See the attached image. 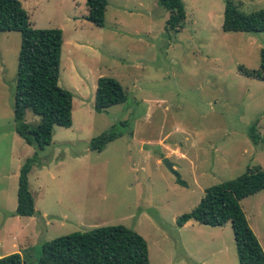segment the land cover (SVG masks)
Here are the masks:
<instances>
[{"label":"rangeland","instance_id":"rangeland-1","mask_svg":"<svg viewBox=\"0 0 264 264\" xmlns=\"http://www.w3.org/2000/svg\"><path fill=\"white\" fill-rule=\"evenodd\" d=\"M19 1L31 27L62 31L57 83L72 94L71 124L54 126L42 149L17 135L20 36L0 31V250L36 264L47 240L123 225L144 238L149 264H238L229 223L175 220L205 187L247 166L264 168V142L247 134L256 120L264 135V80L240 71L258 68L264 32L223 31L225 0H181L177 30L166 27L168 12L156 0H107L102 26L83 18L84 0ZM230 1L244 13L264 9V0ZM99 76L117 80L126 100L94 111ZM38 121L25 111L30 127ZM111 127L121 135L100 151L87 148ZM34 154L27 180L35 214L15 215L17 170ZM239 204L264 252V188Z\"/></svg>","mask_w":264,"mask_h":264},{"label":"trees","instance_id":"trees-1","mask_svg":"<svg viewBox=\"0 0 264 264\" xmlns=\"http://www.w3.org/2000/svg\"><path fill=\"white\" fill-rule=\"evenodd\" d=\"M168 12V29L181 27L185 12L181 0H156ZM107 0H84V19L94 26L103 25ZM221 29L223 31L264 32V9L244 13L230 0L224 1ZM0 31L19 33L16 56L15 82L12 97L13 129L23 141L42 149L48 145L54 126L71 124L69 90L58 85V66L62 44L59 28H34L19 0H0ZM240 71L246 76L264 80V46L258 50V68ZM126 94L121 84L112 77L99 76L95 81L93 105L96 112L122 103ZM26 110L39 116L34 127L24 122ZM256 120L247 128L251 141L260 139L255 131ZM121 133L112 127L91 137L89 150L100 151L106 143ZM35 154L20 165L17 172L16 204L14 214H35L33 197L28 188L27 175ZM176 182L183 181L176 176ZM264 188V168L247 166L234 178L212 184L203 189V195L188 212L180 214L176 226L193 220L208 226L229 223L238 264H264V252L250 229L239 201ZM144 238L123 225L96 226L85 231H74L56 236L40 246L36 264H149ZM0 264H27L24 255L11 252L0 256Z\"/></svg>","mask_w":264,"mask_h":264},{"label":"water","instance_id":"water-1","mask_svg":"<svg viewBox=\"0 0 264 264\" xmlns=\"http://www.w3.org/2000/svg\"><path fill=\"white\" fill-rule=\"evenodd\" d=\"M161 162L166 166L169 171L173 172L172 164L168 161L167 158L161 159Z\"/></svg>","mask_w":264,"mask_h":264},{"label":"crops","instance_id":"crops-1","mask_svg":"<svg viewBox=\"0 0 264 264\" xmlns=\"http://www.w3.org/2000/svg\"><path fill=\"white\" fill-rule=\"evenodd\" d=\"M18 171V170H17ZM27 179H28V177H27ZM28 181V180H27ZM33 204H34V201H33ZM187 222V221H186ZM17 251V250H16ZM10 252H12L11 250H6V245H5V247H4V249L3 250H0V256H2V255H5V254H8V253H10ZM18 252V251H17Z\"/></svg>","mask_w":264,"mask_h":264}]
</instances>
